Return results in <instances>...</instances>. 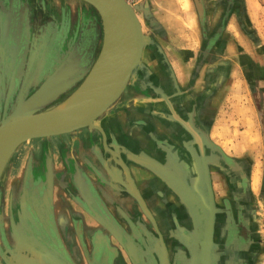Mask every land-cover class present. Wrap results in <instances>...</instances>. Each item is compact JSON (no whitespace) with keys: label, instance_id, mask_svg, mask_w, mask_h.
Here are the masks:
<instances>
[{"label":"crops","instance_id":"crops-1","mask_svg":"<svg viewBox=\"0 0 264 264\" xmlns=\"http://www.w3.org/2000/svg\"><path fill=\"white\" fill-rule=\"evenodd\" d=\"M188 1L196 15L191 44L166 52L161 44L163 41L146 34L152 45L142 53L145 68L123 92H127L124 100H121L122 94L110 111L114 115L124 114L117 118L120 124L115 130L124 127L128 130L121 134L117 157L121 155L125 163H129L131 176H128L129 171L121 158L124 166L120 162L117 166L119 170H122L120 166L126 170L127 180L124 179L131 196L135 195L140 202L137 189L144 198L148 196L150 210L153 207L162 209V197L168 194L167 190L172 192L168 209L173 213L180 209L182 214H188L185 218L191 224L190 233L181 228L178 237H174L171 224L167 225L169 242L173 246L172 263L179 260L181 254L183 257L188 254L192 264H210L209 258L201 254L202 251L204 255L208 254V248L217 247L214 237L218 229L217 218L224 212L221 205L229 209L231 202H235L232 200H240L238 182L241 180H236V170L244 171L247 182L242 197L246 205L240 222L241 231L237 228L234 232L230 230V241L217 251L222 257L235 256L228 249L233 234L240 243L252 242L249 237L250 196L255 194L253 191L259 192L261 178L255 186L253 178L259 171V158L264 159V1L200 0L202 5ZM195 5L199 8L196 9ZM202 10L204 21L200 27L198 18L202 17ZM151 22L160 33L159 23L154 18ZM155 54L157 61L153 58ZM148 55L151 58L148 59ZM158 71L164 73V82ZM153 75L157 79H150ZM114 125L117 126L116 122ZM173 127L179 133L176 137L171 135ZM103 129H109L107 123ZM135 133L140 137L137 140L144 143L138 148L132 141ZM156 143H162V146L158 149ZM149 146L155 153L149 150ZM247 158L250 164L245 161ZM113 161L119 160L114 158ZM261 165L264 168V162ZM152 166L158 169L152 170ZM217 166L223 168L217 170ZM114 172L116 175L117 170ZM152 174L160 183L154 180L153 187L149 186L154 179ZM218 180L227 192L220 200H217L215 185ZM127 182L132 183L135 193ZM202 191L206 192L203 194L205 200L198 195ZM126 203L132 205L127 196ZM141 205L144 209L143 203ZM209 205L214 209L211 215L208 214ZM209 215L213 217L212 232L210 238L205 239ZM226 218L231 224L232 213L226 212ZM149 219L154 223L151 215ZM201 232L203 236L199 240ZM176 243L183 249L177 250ZM163 244L160 250L162 261L170 264ZM249 246H253V242ZM97 249H101L99 243ZM197 249L200 255L195 253ZM236 257L232 259L238 261ZM78 262L87 264L84 254ZM89 262L107 264L109 260L97 255Z\"/></svg>","mask_w":264,"mask_h":264},{"label":"rangeland","instance_id":"rangeland-1","mask_svg":"<svg viewBox=\"0 0 264 264\" xmlns=\"http://www.w3.org/2000/svg\"><path fill=\"white\" fill-rule=\"evenodd\" d=\"M38 2L54 25L53 32L50 33L52 34L49 39L50 45L49 47L47 44L44 45L46 65L52 67L56 64V67H63L69 60L81 66L80 70L83 71L86 66L94 62L101 45V24L96 12L78 0H39ZM147 3L149 17L154 18L160 25V37H163L161 44L166 52L191 44L196 28L193 21L196 15L189 1L185 10L176 0H149ZM137 17L142 33L146 35L150 32L147 26L149 18L147 17L148 20L144 18L143 12H137ZM17 43L9 46H17V49L10 51L11 64L22 58L20 55L22 49ZM66 47L70 50L69 54L63 57L66 61L64 59L57 61L59 53H62ZM149 58L151 57L148 55ZM155 61H157L156 56ZM60 73L58 72V75ZM60 77L64 81L72 80L71 76L60 75ZM77 83L76 80L73 85L63 89L50 106L57 104L55 106L57 107L67 101L71 94L82 87H76ZM126 94L127 92L123 93L121 100H124ZM16 96L10 101V113L18 101L25 100ZM65 96L67 97L63 98ZM3 100L2 98L0 101V107L5 103ZM110 110L99 120L102 130L103 123L109 126L107 133L103 130L104 139L97 130L82 129L49 139L27 141L9 158L0 176V253L5 255L7 264H22L23 257L29 260L27 261L29 264L32 261L38 264L35 256L30 252V238L21 239L17 222H21L23 227L33 228L36 222L39 234L50 243L51 248L55 245L70 263L79 264V257L83 253L90 252L87 237L97 234L102 227L97 219L100 212L90 207L89 203L87 205L84 193L88 195V201L91 194H98L103 200L105 212L113 211V208L109 209L111 206L131 207L127 205L126 200L120 204L118 194L121 192L117 193L113 190L116 189L115 186L108 185L111 173L105 165H102L103 162L113 161L112 158L116 157L114 153L116 144L120 143L121 134L128 131L126 127L115 130L120 124L117 118L119 115L123 117L124 114L114 115L115 113ZM112 120L117 126L112 127L109 124ZM132 138L137 140L140 137L135 133ZM248 160L247 158L245 161L250 164L251 161ZM263 162L264 159L259 158L258 169L261 173L258 176L257 170L253 178V186L257 184L259 177L261 178L259 192L253 191L255 194L252 193L250 196L249 237L257 246L252 264H264V168L261 165ZM219 182L220 180L215 184L218 190L217 200L227 193L222 187L223 183ZM128 186L132 187L129 183ZM42 187H44L43 191ZM43 202L48 203L50 211L47 224L39 215V208ZM140 202L143 203L141 199ZM79 223L86 227L83 236L81 231L74 229V227L79 228ZM48 247L49 245L42 249L37 248L41 251L37 253L39 264H48L58 259L57 252L55 254L49 252ZM0 260L5 264L4 259L0 257Z\"/></svg>","mask_w":264,"mask_h":264},{"label":"flooded vegetation","instance_id":"flooded-vegetation-1","mask_svg":"<svg viewBox=\"0 0 264 264\" xmlns=\"http://www.w3.org/2000/svg\"><path fill=\"white\" fill-rule=\"evenodd\" d=\"M38 1L39 0H0V101L2 98L4 99L3 102L5 101L4 105L0 107V121L3 118H6L10 113V101L12 98H14L15 95H17L16 98H25V100H23L22 102H26L29 98L35 96L37 93V95H39L42 86L46 84L47 81L51 80L52 77L58 75V72H61L59 75L71 76L72 79L77 80V87L92 64L91 62L90 65L86 66L85 69L83 68V71L80 70L81 66L76 65L73 61L69 60L67 63H65L63 67H56V64H54V66L52 67L46 65V47H44V45L47 44V47H49V39L52 36V34L50 33L53 32L52 28L54 25H52L51 18L49 17V15H46L45 11L42 9ZM191 1H193V3L196 1L199 5H202L200 0ZM203 13L204 11L202 10L201 14ZM144 18H146L147 20L148 18L150 19L147 25L148 30L150 32L147 33V35L155 38V40H159V42L163 41V37H160L159 30L156 27H153L154 23L151 22L152 18H147L146 16H144ZM198 19L200 22L199 25L200 27H202L204 21V14ZM16 42H18L19 46H21L22 51L20 52V55L22 56V58L15 64H11L9 63L10 51H13V49L17 47L15 46ZM11 44L15 45L13 47H9L11 46ZM69 52L70 50H67L66 47V49L62 53H59L57 61H59L60 59L63 60L64 55L69 54ZM155 56L156 54L153 56V58ZM31 57L34 59L32 63L30 62ZM64 60L66 61V59ZM156 60H158L157 56ZM83 65H86L85 61L83 62ZM77 71L78 73H74ZM158 74L162 82H164V73L162 74L158 71ZM150 79L155 80L157 78L155 75H153V77H151ZM19 92H21L20 95ZM66 97L67 96L63 98ZM16 105L17 103L14 105L13 110L15 109ZM114 123L115 122L113 120L109 121L110 125H114ZM104 125L105 123H103V127ZM142 129L143 128L140 127V131ZM103 130L107 133V130ZM141 132L142 135H144V131L142 130ZM172 132L174 133V135L172 134ZM172 132V137H176L177 135H179V133L176 132L174 127L172 129ZM132 141L136 143V148H138L139 145L141 146L142 144H144L142 142H139V140L136 141L133 139ZM117 146L118 144H116V152H114L116 154H118ZM156 146V148L159 149L162 146V143H156ZM150 149L152 153H155L153 147L150 148L149 146V150ZM143 150L146 152L145 147H143ZM131 152L135 151L131 150ZM120 158L125 163L124 157L120 155ZM217 159L219 161V158ZM112 160H114V158H112ZM102 165H105L106 169L109 170L111 173L108 185L110 184L112 186H115L116 189L112 187L113 190H115L117 193H122L118 194L119 200L121 201L120 204L124 203L127 196L132 202V205H129L131 206L130 208H124L121 205H118L116 207L111 206V208L109 209L113 208V211L109 213L104 211L103 200L98 194H91L89 196L90 201H88V195L84 193V199H86L87 205L89 203L90 207L92 206L100 212L97 215V219L101 222L102 226L100 232L91 235L89 238L87 237L86 239V241H88L90 245V252L83 253L87 264H91L89 262V259H91L92 256L93 258H95L97 255L98 257H102L103 259L109 260V263L107 264H165L162 261L160 255V250H162V243L166 245L168 253L167 257L170 261V264H192V262H190L191 257L188 254H186V256L184 257L181 254L180 259L172 263L173 246L169 242V228L167 227V225L171 224V228L173 229L172 234L174 235V237H178V233L181 228H183V230L186 229L187 233H190L192 231L191 224L189 223L188 219L185 218V215L188 214H185V212H183L182 214V211L180 209H178V212L174 213L168 209V206L170 205L169 202L171 200V198H169V195L172 194V192L165 190L163 187V189L168 193L165 197H162L163 208L161 209L158 207H153L151 208L152 210H150V207L148 206V196H145L144 198V195H141L136 189L137 194L140 197L139 199H141L145 208L149 211V215H151L154 219L153 223L145 214L134 195L131 196V193L127 191V187L125 184V179L127 180V173L124 167L120 166V169L122 170H119L116 161H112L111 163L109 161H106L103 162ZM122 165L124 166L123 163ZM125 165V168L129 171L128 174H130L128 176L130 177L131 172L130 168L128 167L129 163H125ZM216 168L217 170H221V168L223 167L217 166ZM115 169L117 170L116 175L114 172ZM192 169H194L193 166ZM234 175H236V180L238 178L241 180L240 182H238L239 189L241 190L239 196L240 200H232L235 202H231L232 204L229 209H225L224 205H221L224 212H222L223 214L219 215L217 218L218 229L216 230L214 237V243L217 247L208 248V254L204 255L203 251L201 254L202 256L209 258L210 264H239V261L243 264H252V258L256 252V244H253V246H249L247 250L235 252L238 255L239 259L236 257V254L233 251L232 252L235 256L233 257L232 255V257L230 256V258H227L225 256L222 257L221 254L217 251L218 248L219 250H222L223 244L225 242L230 241L231 231L234 232L236 228L239 229L238 231H241L240 222L242 220L243 211L246 205L244 200H242V197L244 196L243 191L247 182H245L246 175L243 170L234 171ZM152 176L154 179L153 182H150L149 186H155L153 184L154 180L156 183L160 184L158 179H156L153 174ZM43 189L44 187L41 188L42 191ZM203 194H206V192H198V195L202 198ZM187 196L189 199L190 195L188 194ZM155 198L153 199V202H155ZM160 200L161 199L159 198V201ZM203 200H205V198H203ZM189 202L193 203V201ZM188 210L192 212L191 209L188 208ZM226 212L232 213L233 215V220L231 224L227 221ZM208 214L211 215L210 208ZM39 215L44 221V223L47 224L46 220L50 216L48 203H42L39 208ZM17 223L19 225V228L17 230L19 231L21 239L26 240L27 237L30 238V252L35 256V260L38 264L40 263V261L38 260V254L41 253V251L37 248L42 249L49 245V252H52L53 254H55L56 252L57 254L60 253L55 245L51 248L50 243H48L43 238V236L39 234L36 222L35 228H33L32 226L23 227L21 222ZM192 228L193 230L195 229L194 226H192ZM74 229L75 231L78 230V232L81 231V236H83L86 227L79 223V228L77 229V227H74ZM210 231L211 230L209 228L207 230V239L209 238ZM202 236L203 233L201 232V235L198 237V239L201 240ZM221 236L223 238L219 240L218 238H220ZM98 243L101 245V249H99V251L97 249ZM176 245L177 250L183 249L181 244L178 245L176 243ZM195 253L200 255L198 249L195 251ZM0 257L4 259L3 262L5 264L8 263L5 259L4 254L0 253ZM62 257L63 258L59 256L56 261L54 260L55 262L50 261L48 264H64V259L66 260V262L69 261L64 258L63 255ZM235 257L238 259V261L232 259ZM79 259H81V257H79ZM27 261L29 260L23 257L21 263L29 264V262ZM35 263L36 262L33 261L31 262V264ZM68 264L70 263L68 262Z\"/></svg>","mask_w":264,"mask_h":264},{"label":"water","instance_id":"water-1","mask_svg":"<svg viewBox=\"0 0 264 264\" xmlns=\"http://www.w3.org/2000/svg\"><path fill=\"white\" fill-rule=\"evenodd\" d=\"M78 1L87 4L96 12L101 24V39L107 37L105 36L106 31L109 33L108 39L111 42L109 71L113 64L114 71L109 80L104 83L102 90L69 108L54 110L57 104L50 106V103L63 89L70 87L76 81L75 79L64 81L60 75H56L47 81L40 89L41 92L38 97L35 96L26 105H22L21 100L18 101L17 107H15L19 108L18 111L12 110L6 118L0 121V156H5L0 173L15 150L29 140L49 139L82 129L97 130L104 139V132L99 120L110 110L126 85L134 79L136 73L143 69L140 53L143 48L151 44V41L148 37L140 36L138 28L140 23L137 22L139 20L136 19V15L137 12H143L144 16L149 17L148 3L145 2L142 6L132 8L124 0ZM195 7L196 9L199 8L196 5ZM33 60L31 57L30 62L32 63ZM107 69L106 66V71ZM3 122L6 123L2 125ZM151 169L158 168L152 166ZM209 206H211V210H214L212 205ZM212 225L213 217L209 216L205 239H207L209 228L211 230L210 238ZM239 240L236 234L232 235L231 245L228 247L231 252L247 250L252 244L251 241L240 243ZM57 255L58 258L59 256L63 258L61 253ZM68 262L64 259V264H68Z\"/></svg>","mask_w":264,"mask_h":264},{"label":"bare ground","instance_id":"bare-ground-1","mask_svg":"<svg viewBox=\"0 0 264 264\" xmlns=\"http://www.w3.org/2000/svg\"><path fill=\"white\" fill-rule=\"evenodd\" d=\"M177 3L180 4L181 8L183 10L187 9L188 7V1L187 0H176ZM126 3V2H125ZM127 4V3H126ZM143 4V3H142ZM128 5V4H127ZM139 7V5L137 6ZM132 8H135V7H132ZM136 19L138 20L137 18V15H136ZM139 22V21H137ZM139 24V23H138ZM137 24V25H138ZM138 28H139V32H140V36H144V37H147L146 35H144L142 33V29H141V25L139 26L138 25ZM106 31V30H105ZM105 36H107L106 38H103L101 39V45H100V48H99V51H98V54L94 60V62L92 63L90 69L87 71V73L85 74L83 80L81 81V83L77 86V87H80L82 86L79 90L75 91L73 94H71L68 98V100L64 101V103L62 102L61 105L57 106L54 110H60V109H64V108H69L71 106H74L76 105L78 102L82 101V100H85L86 98H88L90 95L94 94L95 92L97 91H100L102 90L103 88V85L105 82H107V80H109V78L111 77L112 75V72L114 71V64L112 65L110 71H109V66L111 64V54H110V49H111V42L110 40L108 39V36H109V33L106 31L105 33ZM101 38H102V35H101ZM149 38V37H148ZM150 39V38H149ZM151 41V44L152 45V40L150 39ZM140 42H141V38H140ZM142 43V42H141ZM149 45V46H150ZM148 47V46H147ZM147 47L143 48V50L141 51L140 53V61L142 63V53L144 51V49H146ZM116 52V51H115ZM138 64V63H137ZM143 65V63H142ZM106 66H107V71H106ZM144 65H143V69H144ZM141 69V70H143ZM140 70V71H141ZM70 71V70H69ZM72 71V70H71ZM139 72V71H138ZM138 72L136 73V75L134 76V78L137 76ZM134 80V79H133ZM132 80V81H133ZM130 81L126 87L123 89V92L125 91V89L127 88L128 85L131 84ZM11 89V87H10ZM123 92L121 93L120 97L122 96ZM38 94V93H37ZM35 95V96H38V95ZM35 96L31 97L30 99H28L26 102H24L22 105H26L27 103H29L32 98H34ZM119 97V98H120ZM119 98L116 100V102L119 100ZM115 102V103H116ZM17 107V106H16ZM17 111L19 108H15ZM14 109V110H15ZM15 110V111H16ZM16 114V113H15ZM5 121V120H4ZM6 123V122H3L2 125ZM67 135V134H66ZM31 141V140H29ZM27 142V141H26ZM25 143V142H24ZM118 154H116V157L115 158H118L117 157ZM5 159V156H0V168H1V165L3 163V160ZM119 162L121 163V160L120 158H118ZM122 164V163H121ZM1 171V170H0ZM2 173V172H1ZM1 173H0V176H1ZM129 184L132 185L131 182H129ZM133 187V185H132ZM131 187V188H132ZM134 188V187H133ZM135 189V188H134ZM127 191L130 192V189L127 188ZM133 192H135L133 189H132ZM137 192V191H136ZM136 198V197H135ZM137 200V198H136ZM137 202L139 203V205L141 206L142 208V205L141 203L137 200ZM144 206V204H143ZM143 209V208H142ZM143 211L145 212V214L148 216V218H150V215L149 213L146 211L145 209V206H144V209ZM1 262V260H0ZM1 264V263H0Z\"/></svg>","mask_w":264,"mask_h":264},{"label":"built area","instance_id":"built-area-1","mask_svg":"<svg viewBox=\"0 0 264 264\" xmlns=\"http://www.w3.org/2000/svg\"><path fill=\"white\" fill-rule=\"evenodd\" d=\"M129 6L131 7H137L142 6V3H145L146 0H124Z\"/></svg>","mask_w":264,"mask_h":264}]
</instances>
